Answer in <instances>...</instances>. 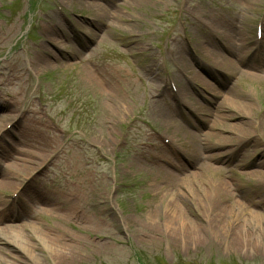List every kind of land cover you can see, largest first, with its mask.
Listing matches in <instances>:
<instances>
[{
  "label": "rangeland",
  "instance_id": "374dc122",
  "mask_svg": "<svg viewBox=\"0 0 264 264\" xmlns=\"http://www.w3.org/2000/svg\"><path fill=\"white\" fill-rule=\"evenodd\" d=\"M261 23L264 0H0V125L10 131L0 136L7 153L0 177L15 173L13 163L47 158L13 179L21 185L12 195L25 183L40 190L34 227L50 238L64 230L65 251L73 253L60 261L38 248L30 264H264V249L188 247L170 234L184 220L212 237L232 220L230 237L245 230L264 239V190L241 160L264 169ZM242 37L247 49L225 50ZM211 50L233 64L219 66ZM185 81L199 110L177 93ZM7 92L32 110L18 114L19 106L3 102ZM241 96L253 102L246 117L232 105ZM213 125L249 136L238 156L215 162L221 175L206 177L224 178L242 209L200 210L188 195L190 182L207 186L186 175L223 151L210 149L205 132ZM7 189L0 183V195Z\"/></svg>",
  "mask_w": 264,
  "mask_h": 264
},
{
  "label": "bare ground",
  "instance_id": "6f19581e",
  "mask_svg": "<svg viewBox=\"0 0 264 264\" xmlns=\"http://www.w3.org/2000/svg\"><path fill=\"white\" fill-rule=\"evenodd\" d=\"M164 0H160V2H163ZM177 0H175L176 3ZM252 1V0H251ZM249 2V0H248ZM261 28H263L262 33L264 34V24L261 23ZM236 40L239 41V45L237 47H234L228 43H226L225 50L229 53H237L239 54L243 49H247L246 45L247 41L244 40V38H237ZM245 42V43H244ZM251 52V50H246L243 54L248 55ZM208 56H213L216 61H218L219 66H227L230 64H233L232 59L228 57H222V55L216 53V51H212L208 53ZM254 54V52L252 53ZM251 54V55H252ZM261 58H264V56L261 55ZM235 65V62H234ZM236 66V65H235ZM191 72L193 73V76H197L198 73L196 70L192 69V67H189ZM1 71H5V69H2ZM5 74V72H4ZM7 79H10L12 76L6 75ZM166 86V85H165ZM189 81H185L184 84H181L178 86V91L183 93L185 95L186 104L190 109L199 110L200 104L196 99H193L186 89L188 87H191ZM206 88H209V85H205ZM160 94V93H159ZM6 99H3V102L8 105H13L14 107L19 106L21 108V104H23L24 100L17 98L15 93L7 92L4 94ZM174 98L175 95L173 94ZM242 99L239 100H232V105L235 106L237 113L241 117H246L247 114H249V110H253L254 107L252 106V101L249 97H242ZM188 101V102H187ZM31 105L28 103L23 109L21 108L18 114H21V112L31 111L30 108ZM18 110V109H17ZM248 112V113H246ZM243 113V114H242ZM16 115H12L10 118L11 121H14V117ZM9 119V121H10ZM246 122V121H244ZM14 124V122H13ZM248 124V123H247ZM5 125V124H4ZM4 125H0V133L1 134H8L10 131L7 129H3L2 127ZM234 126H239L238 124ZM233 127V126H232ZM2 128V129H1ZM242 129H244L242 127ZM236 130V129H235ZM228 132L227 130L223 131L220 128H217L215 125L209 126L208 131L205 132V136L207 137V140L210 141V149L214 150H220L223 149L221 152H216L217 157L211 156L210 154L207 156L202 157L201 163L197 166V170L189 173V175H186L189 179H198L202 180L206 183L205 188H197V186H193L195 183L190 182L187 187H190L188 189L190 197L194 200L196 206L198 209H212L215 210L217 208H221L222 212H231L234 207L241 208L242 209V203H238L235 201L232 197V194L230 192V188L228 186V182L224 180V178H215L214 181L207 180V176H215V175H221L222 170L219 166L214 165L215 162L218 160H222V158H230L237 155L238 150L240 149V145H242L246 139H248V135L246 134L244 137H238L235 133L226 134ZM216 133V134H215ZM2 136V135H1ZM204 137V135H203ZM214 138L215 142L212 143V139ZM172 143V142H171ZM235 143L234 146L224 149L229 144ZM166 147L170 148V144L166 145ZM7 153L5 150V147L0 146V164H4L3 161L6 158ZM238 156V155H237ZM210 158V159H209ZM215 158V159H213ZM208 159V163H206V160ZM238 159V158H237ZM252 158H241L243 163V168H248L246 166L252 164L253 167L251 169H248L247 175L252 176L255 181H257L259 184H257V188L261 191L264 190V187L261 184H264L262 181V178H264V169L262 167V163L259 161L251 160ZM44 160H47V158H40V160H28L26 161V165L13 163L16 167V171L13 174H5L0 177V183L6 184L9 189L5 190L2 195H0V264H30L37 259V255H35L34 251L39 248V250H47L54 252V259H59L60 261L69 260L72 258L73 253L69 251H65V248L67 247L66 244L63 243V237H65L66 232L64 230H59L60 235H56L54 238H50L48 234L40 227V225L35 226V222L32 220L33 215L32 212L34 211L35 207L38 208L39 205V197H40V190L36 188L30 189V186L28 184H24L22 187V193H17L15 197L12 196L13 192L21 185V182L16 184L13 179H18L21 177L23 180L31 175V173L44 163ZM170 165V164H169ZM40 170V169H39ZM40 172V171H38ZM166 174H169L168 176L171 177V179H174L177 177L174 172L165 171ZM38 181L37 176H33V181ZM187 180V179H184ZM183 180V181H184ZM35 194L34 196H32ZM180 195L185 196V194L182 193V191L179 192ZM171 203L173 204L174 208L179 211L181 210L177 200L175 198L171 199ZM247 211V209L245 210ZM254 213V212H252ZM30 218L31 220H28L26 218ZM184 216H182L183 218ZM19 218L20 223L16 222V219ZM21 219V220H20ZM24 219L28 220L29 222H25ZM216 220V219H214ZM228 220H230L228 218ZM190 222H183L181 223L180 228L176 233L169 232L173 237V240L175 243L178 244H184L188 247H212V248H220V247H227V248H236V249H246V250H257L258 254H261V249H264V239H249L247 237V232L245 230H242V233L238 234L235 237H230L228 235V228L236 229L237 226H235V222L230 220L228 223L224 226H221V231H217L215 235L212 237L204 236L200 234L201 229L198 227L194 228L193 231H190L187 228V225ZM230 223V224H229ZM192 224V223H191ZM169 226V225H167ZM193 226H196L193 224ZM220 226V224H219ZM29 227L32 228V230L29 229ZM241 232V230H239ZM63 235V236H61ZM176 239V240H175ZM54 246V247H53ZM73 246V245H72ZM54 250H53V249ZM14 252L20 253V255L15 254Z\"/></svg>",
  "mask_w": 264,
  "mask_h": 264
}]
</instances>
